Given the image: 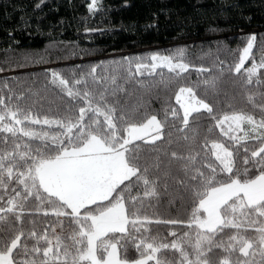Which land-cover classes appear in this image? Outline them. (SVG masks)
Masks as SVG:
<instances>
[{
  "label": "snow or ice",
  "instance_id": "snow-or-ice-1",
  "mask_svg": "<svg viewBox=\"0 0 264 264\" xmlns=\"http://www.w3.org/2000/svg\"><path fill=\"white\" fill-rule=\"evenodd\" d=\"M95 4L93 0V8ZM255 44L256 35H250L246 46L240 50L238 61L229 67V71L236 74L243 69L245 84L249 86L264 83L260 75V70L264 69V55L256 61ZM185 55L184 49H177L169 55L152 54L147 58L148 63L142 58H125L127 66L119 73L109 69L98 74L102 65H95L79 76L72 73L71 82L60 72L50 71L48 83L62 96L71 98L73 104L84 105L77 108L75 118L45 116L41 119L38 114H32L31 108L11 103V94L7 103L5 97L0 96V133H10L13 138V147L5 150L2 145L8 138L0 136V193L13 179L23 186L20 191L13 188L15 195L8 198L6 206H0V264H150L153 261L154 264H212L208 253L213 248H223L229 254L238 251L245 258L258 254L256 264H264V222H252L253 226L259 223L254 241L238 233L228 237L227 246L223 238L216 240L225 229L240 228L236 217L237 214L243 216L245 208L264 218V115L257 119L252 114L233 111L217 116L213 106L197 95V90H202L203 96L209 93L219 96L217 84L224 74L223 67L215 75L204 67L197 69L209 75L195 84L179 86L175 101L182 111L165 108L163 119L151 114L136 121L133 115L139 108L125 110L121 102V97L127 94L126 85L135 82L142 87L140 77L157 75V69H166L176 77L187 73L191 65L185 62ZM250 59L251 66L245 68ZM159 76L160 84L168 87L170 82L165 81L162 72ZM261 96L264 97V93ZM247 98L254 108L264 113V102L257 104L253 94ZM16 99L23 100V94ZM71 111V105L64 107V112ZM202 111L214 121L207 132L210 134L213 127H219L233 142V149L238 141L259 142V148L250 153L246 144L242 146L246 154L242 157V171H234V151L223 142L209 141L205 136L200 145L202 151L196 149L197 117ZM190 119L194 129L189 128ZM26 121L32 125L56 127L62 136H50L42 128L20 127ZM166 125L170 126L167 140ZM244 125L248 126L247 130ZM171 129L182 134L177 139L185 142L184 151L173 149L175 141ZM237 131L244 135H232ZM17 134L36 141L37 146L33 148L28 142H16ZM158 141L167 144L170 151L162 149ZM142 145L150 147L145 149ZM209 153L218 164L209 162ZM21 166L23 171L19 170ZM169 181H175L191 196L189 232L171 243H157L148 232L153 221L147 216L141 217L136 205H143L146 199L151 202L167 197L172 203L182 198L169 193ZM29 198L48 206L58 220L61 234L57 235L53 228V239H49L46 232L38 236L35 230L26 233L22 229L24 204L21 201ZM3 200L0 194V201ZM128 205L133 206L131 212ZM18 208L19 213L16 212ZM9 214L14 219L9 220ZM43 214L47 216L49 211L44 210ZM61 217L69 218L70 231L66 236ZM155 223L176 225L184 222L156 220ZM141 229L145 230L143 235H140ZM171 235L176 237L177 233ZM29 239L35 240L31 247ZM42 240L45 247L41 250ZM129 245L139 254L138 258H128ZM167 249L179 253L178 261L157 255ZM37 256L41 258L37 260ZM219 264H230V260L224 258ZM234 264L253 262L237 260Z\"/></svg>",
  "mask_w": 264,
  "mask_h": 264
},
{
  "label": "trees",
  "instance_id": "trees-1",
  "mask_svg": "<svg viewBox=\"0 0 264 264\" xmlns=\"http://www.w3.org/2000/svg\"><path fill=\"white\" fill-rule=\"evenodd\" d=\"M37 4H40L39 8L36 7ZM253 34L256 35L253 56L259 62L264 55V0H98L93 9L90 8V0H0V96L5 97L7 103V97L11 94V103L19 104L25 109L31 108L32 114H38L41 119L45 116L75 118L77 108L84 105L73 104L71 98L62 96L53 88L48 83L50 71L60 72L71 82L72 73L79 76L95 65H102L97 70L98 74L109 69L119 73L122 67L127 66L125 58H142L148 63L147 58L152 54L169 55L177 49H184L185 62L191 67L181 77L169 74L166 69H157V75L140 77L143 81L142 87L135 82L126 85L127 94L121 97V102L125 110L139 108V112L133 115L134 120L139 121L151 114L163 119V109L168 107L182 111L176 104L175 93L181 85H192L207 78L208 72L197 71L200 67L209 69L214 75L218 74L221 67L224 69L217 84L219 96L211 93L203 96L202 90H197V95L213 106L217 116L243 111L259 119L264 113L254 108L247 97L253 94L257 104L264 102V97L261 96L264 93V83L259 86L246 85L243 69L240 74L229 71V67L238 61L240 50L246 46L247 38ZM252 62V59L248 60L245 68L250 67ZM161 72L165 81L170 82L168 87L159 82ZM260 75L264 78V69L260 70ZM37 93L39 95H35ZM21 94L24 99L17 101L16 97ZM125 99L127 103H124ZM68 105L72 107L71 113L64 112V107ZM197 123L199 135L194 140L196 149L202 151L200 145L205 136L209 141L225 143L234 151V171L243 170L242 157L246 155L242 151L243 145L246 144L249 153L260 146L258 141L249 139L236 142L237 147L233 149V142L219 127H213L210 134L207 132V128L214 125V121L204 111L197 117ZM25 126L33 130L42 128L50 136H62L56 127L32 125L27 121L20 125ZM189 128H195L191 119ZM164 131L167 140L170 126L166 125ZM171 132L175 141L173 149L184 151L185 142L177 139L182 134L174 129ZM191 135L189 131V136ZM0 136L8 138L2 147L10 150L13 147L11 134L0 133ZM16 142H28L33 148L37 146L36 141L29 140L22 134H17ZM157 143L162 149L169 150L167 144L159 141ZM142 147L149 149L150 146ZM208 160L218 164L211 153ZM19 170L24 169L21 166ZM221 176L227 179L226 175ZM22 187L13 179L3 193H0L4 196L0 206H6L8 198L15 195L13 188L20 191ZM168 191L173 197L182 198H177L172 203H169L167 197L151 202L146 199L143 205H136L141 217L147 216L153 221L148 226V232L149 237H154L157 243H171L189 232L187 222L193 207L190 194L183 192L175 181H169ZM21 203L24 204L22 229L26 233L35 230L40 236L46 232L49 239H53L54 228L57 235L61 234V228L57 226L58 220L47 205H41L32 198ZM128 209L131 212L133 206L128 205ZM44 210H48L49 215L45 216ZM16 212L19 213L20 209H16ZM243 212V216L237 214L236 217L240 228L225 229L216 236V240L223 238L222 242L227 246L228 237L237 233L253 241L256 239L258 233L255 228L259 227V223L253 226L252 222H264V218L258 217L247 208ZM8 219L12 220L14 216L9 214ZM59 219L63 221L66 236L70 231L69 218ZM156 220H178L184 223L171 225L155 223ZM144 231L141 229L140 235ZM194 231L193 229V239ZM172 232H176L177 236L173 237ZM34 243V239L28 240L30 247ZM39 247L41 250L45 247L43 240ZM121 255L123 256V251ZM157 255L175 261L179 259V253L172 249L162 250ZM138 256L129 245L128 258L131 260ZM208 257L212 264H219L224 258H228L230 264L237 260H251L253 264L259 261L258 254L256 257L245 258L238 251L229 254L223 248H213ZM40 258L36 257L37 260ZM150 264H154V261Z\"/></svg>",
  "mask_w": 264,
  "mask_h": 264
},
{
  "label": "rangeland",
  "instance_id": "rangeland-1",
  "mask_svg": "<svg viewBox=\"0 0 264 264\" xmlns=\"http://www.w3.org/2000/svg\"><path fill=\"white\" fill-rule=\"evenodd\" d=\"M97 2H98V0H96V4H97ZM92 3H93V0H90V8L93 9ZM96 4H95V7H96ZM245 66H246V64H245ZM243 127L245 128V130H247V128H248L247 125H244ZM224 128H225V130H227V124L224 125ZM243 134H244V132H243ZM243 134L240 131H237V132L233 133L232 135L243 136Z\"/></svg>",
  "mask_w": 264,
  "mask_h": 264
}]
</instances>
